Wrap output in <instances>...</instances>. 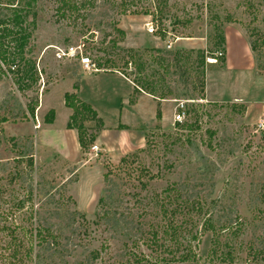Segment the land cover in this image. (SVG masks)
<instances>
[{"label":"rangeland","instance_id":"obj_1","mask_svg":"<svg viewBox=\"0 0 264 264\" xmlns=\"http://www.w3.org/2000/svg\"><path fill=\"white\" fill-rule=\"evenodd\" d=\"M76 2L63 12L55 0H0V23L13 4L26 16L22 28L7 26L27 35L24 60L14 69L0 61V256L8 257L0 264H251L257 253L264 264V0ZM229 28L249 45L247 71L225 67ZM75 45L100 71L167 104L168 118L161 113L142 144L96 159L88 143L73 162L35 151L41 115L62 108L81 73L55 48ZM178 102L187 112L176 124ZM208 220L213 231L204 230Z\"/></svg>","mask_w":264,"mask_h":264},{"label":"crops","instance_id":"obj_2","mask_svg":"<svg viewBox=\"0 0 264 264\" xmlns=\"http://www.w3.org/2000/svg\"><path fill=\"white\" fill-rule=\"evenodd\" d=\"M224 44L227 48L226 69L231 68L236 70L235 72L247 71L250 48L241 31L236 28L225 29ZM80 69L81 73L75 85L77 90H74L75 83L70 80L68 82L69 89L63 91L61 95L62 108L55 109L50 105L47 112L41 115V121H38L39 128L35 129V133L42 136L44 141L42 148L38 149L37 139V145H35L37 153L42 154L47 150V152L59 155L58 158L63 157L64 160L72 162L79 160L82 154L77 131L67 129L72 110L64 105L65 93H74L80 101L95 111L97 118L102 123V128L97 133L94 143L100 146L103 154L112 157L124 154L130 147L134 148L142 144L145 130L150 129L156 122L158 103L161 106L163 122L168 118L167 104L143 91L130 78L117 72L100 71L95 74H87L81 67ZM54 88H51L47 93L52 92ZM43 105L44 100L39 108L40 113ZM60 109L65 113L61 128L58 124ZM50 110L54 111V119L51 124H46L44 119ZM93 123L95 122L88 121L84 125L85 127L86 125L94 127L90 125ZM38 150L40 151L38 152Z\"/></svg>","mask_w":264,"mask_h":264},{"label":"trees","instance_id":"obj_3","mask_svg":"<svg viewBox=\"0 0 264 264\" xmlns=\"http://www.w3.org/2000/svg\"><path fill=\"white\" fill-rule=\"evenodd\" d=\"M55 1L57 3V9H59L63 12H66L70 9L71 10L76 9L77 7H79L82 4V3L78 4L76 2V0H55ZM1 6H3V5L0 4V8H1ZM8 6L10 9H13V11L11 13V20H6V22L2 21L0 23V27H1V25L5 26V30H4L5 32H3L4 34L0 35V61L2 63L6 64L8 66V68L14 69V67H13V65H15L14 61L24 60L23 55H24V49H25L26 44H27V35L25 34V32H22L20 29H18L17 31H14L13 27L9 28V26H7V24L12 23V25H14V27H18V25H20V27H21L22 19H24V17L26 15H22L21 12L17 11L16 7H14L13 4H8ZM223 42H224V39H223ZM6 44L12 45L13 48H10L9 46L7 47ZM10 50H13V55L10 54ZM33 71H35L34 67L31 66L29 69V72L32 74L31 78H32V81L35 83L37 81V79L35 78V72H33ZM16 72L19 73V70H17ZM134 84L138 87H141L138 84H136L135 82H134ZM74 90H77V86H74ZM146 93L153 95L150 92H146ZM131 102H132V100H131ZM64 105L72 110V115L69 118V122L67 124V129H75L77 131L78 142H79L81 151L84 152L86 149H88L89 144L95 142L96 137H97V133L102 128V123L97 118L95 111L92 110V108L90 106H88L87 104L80 101L74 93H66L64 95ZM34 111H35V107L29 108V113L31 115L34 114ZM156 118L158 120L161 119V112L159 109L156 112ZM53 119H54V111L50 110L47 113V115L45 116L44 122L46 124H51L53 122ZM88 121H94L96 123V130L94 133L95 135L91 136L89 139H87V133H86L87 129L84 125V123L88 122ZM2 122H6V120L3 119ZM263 199H264V191H263ZM204 230H210V231L214 230V226H213L211 221H209V220L206 221V223L204 224ZM219 249H220L219 240L217 238H215L214 241H212V248H211L210 253L212 255H217ZM250 252H251V250H250ZM258 254L259 253L252 254L251 264H258V262H257L258 260L256 258L258 256ZM255 255H256V257H255ZM189 257H190L189 255H186V256H182L181 259H182V261H184V260L186 261L189 259ZM220 257H221L220 258L221 261H224V262L230 261L232 258L230 252H227V253L225 252L224 254L222 252H220ZM4 258L5 257L0 256V261H2V259H4ZM5 259H8V257ZM146 263L145 262H139V264H146ZM5 264H7V263H5Z\"/></svg>","mask_w":264,"mask_h":264},{"label":"built area","instance_id":"obj_4","mask_svg":"<svg viewBox=\"0 0 264 264\" xmlns=\"http://www.w3.org/2000/svg\"><path fill=\"white\" fill-rule=\"evenodd\" d=\"M149 33H153L154 28L149 26ZM55 57L59 61H76L82 70L87 74L100 72L96 64L90 59L89 55L85 52L82 45H75L65 48H55ZM223 57L222 52L216 53L212 58H207L209 63H216L218 59ZM175 115L173 116L174 123H183L185 121V115L187 107L185 102H178L175 106ZM38 124V123H37ZM259 130H264V120L259 121ZM101 149L97 144H93L87 151V155L90 158H98L101 155Z\"/></svg>","mask_w":264,"mask_h":264}]
</instances>
